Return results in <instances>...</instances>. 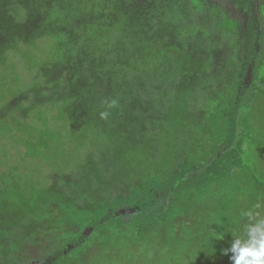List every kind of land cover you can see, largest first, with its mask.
I'll list each match as a JSON object with an SVG mask.
<instances>
[{"label":"trees","instance_id":"trees-1","mask_svg":"<svg viewBox=\"0 0 264 264\" xmlns=\"http://www.w3.org/2000/svg\"><path fill=\"white\" fill-rule=\"evenodd\" d=\"M0 37V63L27 46L44 58L33 48L51 44L30 92L0 114L20 124L31 108L61 111L59 140L48 119L26 157L51 153L66 176L79 151L86 189L73 178L49 188L85 199L73 209L89 218L97 264L119 263L117 248L155 230L156 264H231L222 250L244 214L264 218V0H0ZM45 188L26 190L35 200ZM58 201L48 204L68 211Z\"/></svg>","mask_w":264,"mask_h":264},{"label":"rangeland","instance_id":"rangeland-1","mask_svg":"<svg viewBox=\"0 0 264 264\" xmlns=\"http://www.w3.org/2000/svg\"><path fill=\"white\" fill-rule=\"evenodd\" d=\"M1 40L3 41L0 37V42ZM50 47V43L34 46L33 52L36 50L43 51L41 53L44 54V58L34 56L32 47L27 46L23 53L15 50L11 51L10 58L5 63H0V113L4 112L6 108L4 105L8 100H10V105L13 107L23 97L19 94L26 91L30 92L33 87L30 80L31 72L35 74L36 67L44 62L45 58L49 59L53 56ZM18 70L23 75V81H20L19 75L13 72ZM12 81L18 82L14 84ZM50 108L51 106H45L43 111H39L38 108L29 109L26 121L20 124L13 122L10 117L3 119L0 114V264H97L99 262L95 258L98 257L101 248L92 247L95 243L93 228L83 226V223L87 222L89 218L87 214L78 213L73 209L74 207L78 210V206L83 205L85 199L80 197V199L67 200L59 198L58 201L51 191H54V187L59 188L60 185L67 184L71 178L76 181L77 184L74 185L77 188L79 187L78 190L80 188L84 189L83 187L86 189L87 185L79 182L82 175L77 172V170H80V163H82L79 151L67 152L71 153L72 157L70 156L68 166L64 169L68 170L66 176H62L58 171H53L54 159H51V153L44 156L36 155L33 158L26 157L27 153H31L29 143L33 135L36 139H39V136L45 139L49 137L45 133L46 127L44 126L48 119L54 125L52 135L57 137L52 138L57 139L56 141L59 140L56 131H59L61 126H58L60 124L55 119L59 117L63 123V115L59 109L51 108V110H48ZM13 113L14 111L10 112V114ZM5 114L8 115V112H5ZM7 120L11 122L13 132L9 134L6 140L3 138L6 128L2 123ZM60 155L64 154L61 152ZM48 156L51 157L47 159ZM18 166L19 168H17ZM18 169L19 172L25 173V175H17ZM253 176L255 178L254 188H257L258 184L262 182L257 173H254ZM257 179L260 181H257ZM34 182H37L39 186H46L44 193L38 195L39 199L43 198L42 200H33V192L26 190ZM49 187L52 189L50 190ZM132 193L134 192L127 191L130 197L135 195ZM111 197H109L110 202H112ZM28 199V207L20 210L21 205ZM117 200L115 202L120 203ZM57 201L63 206L68 204V211L53 210V205L48 204V202L56 203ZM69 210H71V216H69ZM68 212L69 214H67ZM16 216L21 218L24 227L17 231L13 226ZM63 222L66 229L58 231L57 227L61 226ZM180 226L183 227L182 221ZM188 228L191 230L194 226L190 225ZM157 234L159 235V233ZM166 234L167 232H161L164 237ZM148 238H151L150 241L141 240L135 246L123 247L124 245H122V247L117 248V252L120 253L121 257L117 264H156V230ZM44 254H53L52 261L50 258L42 256ZM56 257L61 259H55Z\"/></svg>","mask_w":264,"mask_h":264},{"label":"clouds","instance_id":"clouds-1","mask_svg":"<svg viewBox=\"0 0 264 264\" xmlns=\"http://www.w3.org/2000/svg\"><path fill=\"white\" fill-rule=\"evenodd\" d=\"M247 223L239 234H234L230 246L222 250L231 264H264V218L251 211L244 214Z\"/></svg>","mask_w":264,"mask_h":264}]
</instances>
